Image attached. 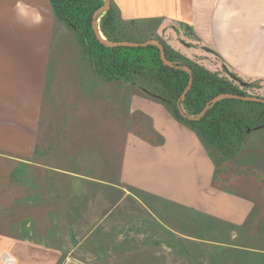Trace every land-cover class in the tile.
I'll use <instances>...</instances> for the list:
<instances>
[{"label":"crops","instance_id":"0c3cea01","mask_svg":"<svg viewBox=\"0 0 264 264\" xmlns=\"http://www.w3.org/2000/svg\"><path fill=\"white\" fill-rule=\"evenodd\" d=\"M111 1L127 33L208 71L264 81V0ZM140 87L100 78L49 0H0L6 264H264V144H243L216 170L213 151ZM98 152L100 176L47 162L95 165ZM237 162L238 175L255 174L238 180L246 199L215 186ZM43 170L67 187L50 188Z\"/></svg>","mask_w":264,"mask_h":264},{"label":"trees","instance_id":"16d2710c","mask_svg":"<svg viewBox=\"0 0 264 264\" xmlns=\"http://www.w3.org/2000/svg\"><path fill=\"white\" fill-rule=\"evenodd\" d=\"M49 3L54 16L74 31L78 44L100 78L140 82L147 91L168 101L174 118L191 128L220 162L240 152L247 131L264 127V103L231 98L211 103L224 94L250 96L247 88L173 53L161 40L166 59L172 66L162 61L154 45L107 47L102 44L96 35L94 21L104 0H49ZM98 18L100 32L108 42H144L126 38L127 28L122 25L118 9L111 0L109 9ZM185 66L190 72L182 68ZM190 80L191 85L183 98ZM255 97L264 99L257 94ZM209 103V108L201 115Z\"/></svg>","mask_w":264,"mask_h":264},{"label":"rangeland","instance_id":"374dc122","mask_svg":"<svg viewBox=\"0 0 264 264\" xmlns=\"http://www.w3.org/2000/svg\"><path fill=\"white\" fill-rule=\"evenodd\" d=\"M99 26L98 31H99V36L103 39L104 37L102 36L101 32H100V20L97 24ZM126 38H132L135 40H140V41H145V40H150L148 39V36H142V37H138V35H132L131 33H127ZM153 39V38H151ZM216 72H218L220 74V76L225 77L226 79H228L229 81H232L235 85L237 86H241L244 88H247V90L249 91L247 94L250 96H255L260 95V96H264V81H255V82H251V83H246V86H242L239 82H237V80H240L238 78L234 79V76L229 74L226 70L222 69V68H216ZM241 82H243L242 80H240ZM131 84L133 85H137L140 84L142 88L143 85L140 82H131L129 81ZM112 92V90L108 89V93ZM116 103L115 101L112 102V104ZM169 104V103H166ZM123 108H125L123 106ZM130 123V122H129ZM137 123V119L136 117H134L133 119V125L136 126ZM264 144V127L262 128H258V129H254L251 131H247L245 134V138H244V145L245 146H249V145H263ZM260 149V148H259ZM247 150H252L254 152V149H248L245 148L244 151ZM51 151H54L53 153H55V149H51ZM257 151V150H256ZM213 158V163L214 165H216V170L221 169V165H224L223 162H220V159H216L215 156H212ZM102 156L99 154V152L97 153L95 160L96 163L95 165L93 164H85L84 166L82 164L79 163H72V162H68V163H59L57 164L54 160L49 159L48 164H50L51 166H53L52 168L55 167H60V168H64L66 170H70V171H81L82 173L86 174V175H95V176H100L101 171H104V167L108 168V164H104L101 163L102 160ZM219 161V163H218ZM218 164V165H217ZM3 167V163L0 164ZM233 169L229 170V171H225V173H220L221 176H223V179H215V183H216V187L218 190L220 191H224L227 194L234 196V197H238V198H242V199H246V197L248 196V190L247 188H244L242 186H240L241 184L238 182V180H249L250 177H255V174L252 173H247L244 172L242 173V175H238L237 172V167H239L238 162L233 164ZM44 172V176L48 178L47 180V184L49 185V187H54L52 185H56L57 182H59V184L63 183L64 186L67 187V184L69 183L70 179H68L67 177L61 176L59 174H57L55 171L53 170H43ZM33 172H40L39 169H37V167L33 168ZM247 177V178H245ZM224 179H228V180H224ZM57 187V186H55ZM63 188V187H62ZM262 192L264 193V190H262ZM248 198V197H247ZM1 230H9V227L7 226L6 229L4 228H0ZM5 240H9V239H5ZM10 246L11 244L6 242V243H1L0 244V251L4 252L3 254H0V264H6V260L4 259V254H7L10 251ZM22 246H25L24 244H22ZM257 247H264V245H262L261 243L257 244ZM215 261V260H214ZM61 261L59 260H20L19 264H59Z\"/></svg>","mask_w":264,"mask_h":264},{"label":"water","instance_id":"95a60500","mask_svg":"<svg viewBox=\"0 0 264 264\" xmlns=\"http://www.w3.org/2000/svg\"><path fill=\"white\" fill-rule=\"evenodd\" d=\"M104 1H105L104 6L99 11H97L95 13V21H94V29L96 31V35H97L98 39L100 40V42L102 44H104L107 47H147L149 45H154V46H156L159 49L160 57H161L162 61L165 64H167L169 66H172V63L166 59L164 46L157 39H150V40H146L144 42H130V41L108 42L104 38L102 39L99 36V31H98V27H97V21L99 19L98 17H100V15H102V13L105 12L110 7V0H104ZM182 68L185 71L190 72V69L188 67L185 66V67H182ZM234 79H236V78L234 77ZM191 82L192 81L190 80L188 87L184 91L183 98H184L185 93L189 89V86L191 85ZM237 82H239L242 86H246L247 85L245 82H241L240 80H237ZM140 88H141L142 91H144L146 94L150 95L151 97H153L155 99H159V100L163 101L164 103H168V101L161 99V97H159V96H157V95H155L153 93H150L145 88H142V87H140ZM223 98H231V99H237V100H242V101H253V102L264 103V99H262V98L255 97V96H241V95H237V94L220 95V96L216 97L215 99H213V101L211 103H214V102H216V101H218L220 99H223ZM209 106H210V103L205 107V109H204V111H203V113L201 115H203L205 113V111L209 108ZM197 118H199V117H197Z\"/></svg>","mask_w":264,"mask_h":264},{"label":"built area","instance_id":"2783aa9c","mask_svg":"<svg viewBox=\"0 0 264 264\" xmlns=\"http://www.w3.org/2000/svg\"><path fill=\"white\" fill-rule=\"evenodd\" d=\"M98 22H99V19H98V21H97V24H98ZM97 27L99 28V26L97 25Z\"/></svg>","mask_w":264,"mask_h":264},{"label":"flooded vegetation","instance_id":"af4514ba","mask_svg":"<svg viewBox=\"0 0 264 264\" xmlns=\"http://www.w3.org/2000/svg\"><path fill=\"white\" fill-rule=\"evenodd\" d=\"M197 65H199V64H197Z\"/></svg>","mask_w":264,"mask_h":264}]
</instances>
